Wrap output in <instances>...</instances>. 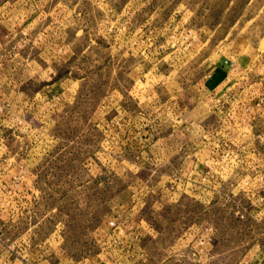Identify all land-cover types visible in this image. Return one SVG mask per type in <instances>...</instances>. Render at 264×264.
Wrapping results in <instances>:
<instances>
[{
	"label": "rangeland",
	"instance_id": "obj_1",
	"mask_svg": "<svg viewBox=\"0 0 264 264\" xmlns=\"http://www.w3.org/2000/svg\"><path fill=\"white\" fill-rule=\"evenodd\" d=\"M0 264H264V0H0Z\"/></svg>",
	"mask_w": 264,
	"mask_h": 264
}]
</instances>
